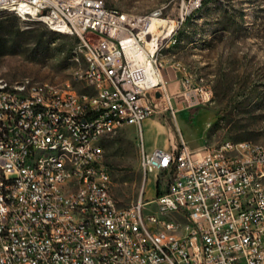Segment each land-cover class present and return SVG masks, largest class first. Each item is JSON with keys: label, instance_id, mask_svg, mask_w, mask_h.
Wrapping results in <instances>:
<instances>
[{"label": "built area", "instance_id": "1", "mask_svg": "<svg viewBox=\"0 0 264 264\" xmlns=\"http://www.w3.org/2000/svg\"><path fill=\"white\" fill-rule=\"evenodd\" d=\"M10 1H17L11 12L20 3H31L52 27L83 38L92 61L90 89L108 94V101L84 103L86 91L64 98L56 94L58 86L31 88L26 77L0 79V101L12 109V119L0 129V264H92V258H99V264H264V210H258V218H247V209H256L262 200L264 152L259 143L228 140L230 153L219 144L191 148L183 138L179 146L145 148L142 124L154 114L157 100L167 96L166 108L174 116L177 111L166 91L161 50L149 44V36L171 40L204 0H177L170 13L164 5L138 20L123 19L102 0L0 3ZM63 86H70L67 80ZM198 90L197 101L211 100V93ZM114 118H121L120 128H113ZM128 124L140 130L145 179L163 171L167 181L152 198L145 197L143 187L135 203L119 206L95 140ZM61 127L75 129L73 154L80 155L81 169L88 171V193L64 197L59 162L34 175V168L44 166L41 144L64 143L56 139ZM234 143L247 147L252 161H241ZM45 183L63 185V193H47ZM160 203H167V210H160ZM150 204H157L162 215L183 218V236L163 240V231L172 226L162 221H154L157 232L145 229L144 221H153L147 218ZM91 217L99 218L103 231H128L127 247H119V238H94ZM248 221H260V229L248 228ZM101 247H110V255H97Z\"/></svg>", "mask_w": 264, "mask_h": 264}, {"label": "rangeland", "instance_id": "2", "mask_svg": "<svg viewBox=\"0 0 264 264\" xmlns=\"http://www.w3.org/2000/svg\"><path fill=\"white\" fill-rule=\"evenodd\" d=\"M103 1L121 11L140 14L164 5L165 13H170L177 2ZM167 45L159 52L166 91L175 108L177 102L179 110L188 112L184 117L176 111V120L166 108L167 96L157 100L148 119L163 125L164 131L143 123L146 150L163 141L167 148L179 146L182 138L191 148L226 140L264 145V0H206ZM82 50L83 38L78 34L54 31L11 11L0 12V79L72 80L76 69L85 68ZM74 86L90 91L83 81ZM198 88L211 93V100L197 101ZM191 108H198L197 113L192 115ZM139 135V128L128 124L100 141L102 161L111 175L112 193L119 206L135 203L143 187L145 197L152 198L156 182L167 181L163 171H153L145 179Z\"/></svg>", "mask_w": 264, "mask_h": 264}, {"label": "bare ground", "instance_id": "3", "mask_svg": "<svg viewBox=\"0 0 264 264\" xmlns=\"http://www.w3.org/2000/svg\"><path fill=\"white\" fill-rule=\"evenodd\" d=\"M66 2H82L83 0H63ZM206 0L199 2L196 11L201 9ZM102 2H104L102 0ZM11 8H17V1H10V3H0V12L11 11ZM161 6L153 11L162 10ZM117 9V8H115ZM120 11V17L128 20H138L139 18L149 17V13L140 14L133 12ZM14 13L19 17H25L26 20L42 22L54 31L61 32L60 28L52 27V22L48 19H42V16L36 15L31 3H20V9H14ZM62 33V32H61ZM174 35L171 36V39ZM175 38V37H174ZM170 39H161V36L150 35L149 44L158 45V50H162ZM168 46V45H167ZM85 68L76 69L73 72L72 80H67L70 86H63V82H50V81H37L31 77H26V82H30L31 88H39L45 85L46 87H56V94L63 95L64 98H71L73 95H78L81 91L77 90L74 86L75 82L83 81L85 85L90 88L89 76L92 71V61L90 55L84 51ZM77 52V51H76ZM79 52V51H78ZM76 58V57H75ZM78 60V59H76ZM79 61V60H78ZM3 79V78H2ZM95 101H108V94L99 93V89H90L86 91L84 96V103H93ZM5 119H12V109L9 108V102L0 101V129H5ZM121 118L113 119V128H120ZM75 129L72 127H61L56 129V139H63V142H56L52 146L50 144H41L40 154L44 158V166L34 168V175H41L46 173V166H51L52 162H59L63 168L64 176V197H71L75 194L88 193V171L81 169L80 155L73 154L75 147ZM101 139L95 140V147L102 148L100 145ZM264 152V145L259 144ZM223 146V153H230V146L228 140L219 143ZM244 146H252V143L244 142ZM241 143H234V150L236 154H240L241 161H252V154L248 152L247 147ZM45 190L49 194L63 193V185L45 183ZM259 192L261 194V203H256V209H247V218H258V210H264V184L259 179ZM160 210H167V203H160ZM147 218L153 221H144V228L149 232H157V224L154 221H162V223H169L170 226L167 230L163 231V240H171L174 236H183L185 233V221L183 218L172 215H162L157 204H150V209H147ZM91 227L94 229V238H119V247H127L129 240V233L126 230H105L100 229V220L98 217H91ZM248 228L260 229V221H248ZM97 255L109 256L110 247L97 248ZM92 264H99V258H92Z\"/></svg>", "mask_w": 264, "mask_h": 264}, {"label": "crops", "instance_id": "4", "mask_svg": "<svg viewBox=\"0 0 264 264\" xmlns=\"http://www.w3.org/2000/svg\"><path fill=\"white\" fill-rule=\"evenodd\" d=\"M176 105H177V111H178V110H179V106H178L177 102H176ZM179 111H181L180 114H182L184 117H185L186 113L188 112L187 110H186V111L179 110ZM175 117H176V115H175ZM176 120H177V117H176ZM143 123L146 124V125L152 123V124H154V126H155V128H156L157 130H159V131H164V129H163L164 126H163V125H158V124H156L155 122H153L152 120H149L148 118H147L146 120H144ZM177 124H178V122H177ZM142 126H143V124H142ZM167 147H169V146L167 145L166 142L163 141V142H161V143H156V144L152 145V146L150 147V149L147 150V151H152V150H154L155 148H167ZM155 179H156V178H155ZM155 179H154V181L156 182Z\"/></svg>", "mask_w": 264, "mask_h": 264}, {"label": "trees", "instance_id": "5", "mask_svg": "<svg viewBox=\"0 0 264 264\" xmlns=\"http://www.w3.org/2000/svg\"><path fill=\"white\" fill-rule=\"evenodd\" d=\"M197 111H198V108H191V110H190L192 115L197 113ZM156 188H157V192H158L159 191V183H158V181L156 182Z\"/></svg>", "mask_w": 264, "mask_h": 264}, {"label": "water", "instance_id": "6", "mask_svg": "<svg viewBox=\"0 0 264 264\" xmlns=\"http://www.w3.org/2000/svg\"><path fill=\"white\" fill-rule=\"evenodd\" d=\"M155 93H156L157 96H159L161 94V91L160 90H156Z\"/></svg>", "mask_w": 264, "mask_h": 264}]
</instances>
